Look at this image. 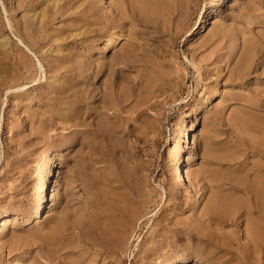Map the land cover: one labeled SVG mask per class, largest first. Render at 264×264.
Segmentation results:
<instances>
[{"label":"rangeland","instance_id":"374dc122","mask_svg":"<svg viewBox=\"0 0 264 264\" xmlns=\"http://www.w3.org/2000/svg\"><path fill=\"white\" fill-rule=\"evenodd\" d=\"M161 1L164 11L175 9L174 0ZM181 1L185 6L178 16L172 12V20L162 12L141 21L130 19L129 13L122 19L112 15L94 26L96 33L86 30L92 28L89 24L80 27L85 14L81 1L62 17L51 13L43 35L32 26L36 47L43 45V36L65 31L71 60L91 61L94 70L102 67L89 79L90 94L80 107L84 120H79L78 128H68L61 116L66 106L55 107L38 95L55 86L43 56L54 45L45 46L42 53L30 50L14 33L15 22L22 30L24 8L17 7V0H0V45L7 52L12 48L25 55L26 74L35 76L24 90L12 88L0 53V264H37L38 260L139 264L134 260L143 256L141 249L160 214L186 219L214 195L225 201L233 196L240 199L245 195L237 189L253 183V170L264 172V156L259 153L264 150V108L260 107L264 70L257 64L264 53V0ZM110 4L96 1L101 9L94 18ZM75 31L80 34L71 35ZM116 33L123 36L115 40ZM108 39L111 49L102 52ZM120 57L123 61L117 64ZM110 70L121 73L113 81L105 80ZM103 81L111 82L108 86L117 95L129 94V87L138 81L137 91L141 95L154 91L156 104L150 109L143 106L135 120L131 111L122 120L95 117ZM177 157L191 193L183 192L187 203L173 209L169 191H175ZM129 169L144 179L151 202L123 247L101 255L104 235L114 228V206L122 191L119 181ZM40 198L42 210L34 224L33 209ZM244 225L239 217L234 225L223 224L218 231L241 237ZM6 241L18 246L10 255L7 247H1ZM25 250L31 255L21 260ZM48 251L51 256L46 253V258L37 255Z\"/></svg>","mask_w":264,"mask_h":264},{"label":"bare ground","instance_id":"6f19581e","mask_svg":"<svg viewBox=\"0 0 264 264\" xmlns=\"http://www.w3.org/2000/svg\"><path fill=\"white\" fill-rule=\"evenodd\" d=\"M79 1H81L80 5L85 12L84 17L80 20V27L89 24L92 28L86 30H89L91 33L97 32V27L95 28L94 26H97L101 21L107 20L112 15H116L122 19L125 16V13H129V16L131 17L130 19L141 21L142 18L154 19L157 18L158 15L162 13V15H164L166 13L169 17L168 19L172 20L174 15L172 12L176 11L177 13L175 15L178 16L180 10L185 6L183 1L174 0V4L172 5H174L175 9L172 10L171 8V11H164V4L161 0H108V2L111 3L108 6V10L103 14H99V17L95 19L94 15L97 14L99 9H101L100 6L94 5L98 0H44L45 4L43 5H41V2L38 3L39 0H17V7H22L25 10V20H23V27H21L24 32L22 33V30L17 28L20 24L18 22H15V32L13 29L12 31L15 34H18L21 42L27 44L30 50L35 52L39 51V53L43 52L40 50H43L45 46L54 45V48L52 47L51 49L44 51L43 56L49 67L48 74L50 82H55L54 88L57 89L53 88L51 91L40 90L38 95L39 97L50 101L55 107H60L62 104L66 106L65 113H62L61 116H64L62 121L64 124L69 125L68 128H78L79 120H84L83 116H81L83 110L80 109V107H82L90 94V90L87 87L90 84L89 79L92 75L100 74L102 67L98 65L100 70H94L91 66V61L82 62V59H78L77 57L71 60V52L65 47L64 37H68L63 35V32L65 31L51 32L49 33V38L43 36L44 43L41 48L36 47V41L33 40L35 36H31V33L33 26L37 30H40L41 35H43L42 31L45 30V26L49 24L50 20H52L51 13L59 14L58 17H62L65 15L64 11L67 8L75 6ZM76 7H79V5H76ZM3 8L4 13L7 12V9H5V7ZM140 16L141 19H139ZM6 20L7 24H11L10 19L7 18ZM1 29L2 28H0V30ZM79 34L80 32L75 31V34L73 33L71 35L78 36ZM113 36V39L117 40L123 35L118 34ZM0 38H3L2 35H0ZM0 42L2 41L0 40ZM112 44L113 43L108 39L100 50L102 52H105L106 50L109 51ZM3 45L4 44L0 45V53L2 54V59L6 63L7 71L10 72L9 81L13 82L10 86L14 89L22 87L24 90L28 87V83L35 81V76L32 73L26 74L28 63L25 55H22L19 52H14L12 48H10V50L8 49L7 52L6 50H3ZM94 52H97V50ZM78 56L81 57L80 54H78ZM63 59H65V62H63ZM258 59L261 60L257 64L262 66L264 70V53H262ZM60 61L62 63L58 64ZM122 61L123 57H120L116 63L119 64V62L121 63ZM233 69V67H229V71L233 72ZM231 72H229V74ZM120 73L121 70H110L106 75L108 79L105 80L113 81V76L115 74L119 75ZM104 81L101 84L100 95L97 98L98 108L92 113L95 117L101 115L108 119L122 120L124 119L123 114L131 111L135 114V120L142 115L144 111L143 106H145L146 109H150L156 104V101L153 100L154 91L148 92L145 95H141V93L137 91V88L135 87L138 86V81L134 82V84L132 83L133 85L129 87V94L120 93V95H117L113 89L108 86L111 85V82L106 83ZM64 82L65 85L59 87ZM71 87L75 88L73 89ZM8 88L12 89L9 86ZM262 93L260 107L264 108V90ZM129 98H131V101L127 102ZM206 99L209 100L210 96ZM106 110H110L111 112L106 113ZM259 153L264 156V150H259ZM178 163L179 157H177L176 168L174 170V173L176 174L174 179L175 191L168 192L169 198L172 199L174 197L172 202L173 209L180 208L187 203L188 200L184 197L183 192L188 190V192L191 193L190 185H185L184 177L178 168ZM51 166H53V164H51ZM46 172H50V169ZM120 179L119 182L122 186V191L118 194L119 197L116 198V205L114 206L115 214L113 215L114 219L112 223L114 228L107 233L108 235H104L105 242L100 246V249H98V253L101 255L108 252H115L117 249L123 247L122 244L129 239L134 230V224L142 219L145 210L151 202L148 198L149 195L146 190H144L145 184L142 182L144 179L140 180L135 176V171L133 169L125 171ZM252 180L253 183L244 184V187L237 189L245 195L244 197L237 199L233 196L230 200L225 201L214 195L203 204L202 209L199 212L196 213L194 210L189 218L183 219L174 215L167 216L160 214L158 219L153 222L154 228L151 231L147 246H145L143 250L141 249V251H143V256L138 260H134V262L139 264L151 262L157 264H172L176 260H179L182 264L189 261H193L194 264H264L263 168H256L253 170ZM181 188H185V190L181 191ZM43 196L45 195L43 194ZM195 198L196 200L199 199L198 197ZM41 210L42 201L40 198L33 209L34 224H36ZM253 214L255 216L251 217ZM239 217H243L245 224L241 232V237L233 234H220L218 231L219 228H221L220 226L226 223L234 225ZM242 237L245 240L243 243L239 242V238ZM45 243H48L47 240ZM43 246L44 243L41 247L43 248ZM1 247H7L9 255L12 251L18 249V246L15 244L13 245L10 241L4 242ZM239 248L241 249L239 250ZM46 253L49 254V251L44 254L38 252L37 255L42 257L43 255L45 256ZM30 255L31 254L25 250L21 260L29 258ZM49 255L51 256V254ZM54 255L53 252L52 256L53 258H56ZM34 256L35 255H33V257ZM38 261L37 264H45L40 262V260Z\"/></svg>","mask_w":264,"mask_h":264}]
</instances>
